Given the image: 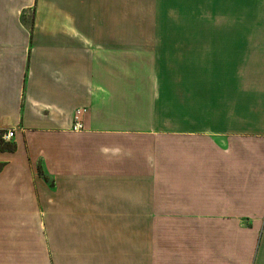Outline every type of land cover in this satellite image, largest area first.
Here are the masks:
<instances>
[{
	"label": "crops",
	"instance_id": "0c3cea01",
	"mask_svg": "<svg viewBox=\"0 0 264 264\" xmlns=\"http://www.w3.org/2000/svg\"><path fill=\"white\" fill-rule=\"evenodd\" d=\"M6 130L0 264H264V0H0Z\"/></svg>",
	"mask_w": 264,
	"mask_h": 264
},
{
	"label": "rangeland",
	"instance_id": "374dc122",
	"mask_svg": "<svg viewBox=\"0 0 264 264\" xmlns=\"http://www.w3.org/2000/svg\"><path fill=\"white\" fill-rule=\"evenodd\" d=\"M174 0H152V2H156V3H168ZM184 17L182 18L183 20V26L181 31L183 32H190L191 30V26H190V18L192 17V5L189 4H184V13H183ZM178 31H180V29L178 28Z\"/></svg>",
	"mask_w": 264,
	"mask_h": 264
},
{
	"label": "built area",
	"instance_id": "2783aa9c",
	"mask_svg": "<svg viewBox=\"0 0 264 264\" xmlns=\"http://www.w3.org/2000/svg\"><path fill=\"white\" fill-rule=\"evenodd\" d=\"M83 111L84 109L83 110L78 109L76 111V115L74 116V125H73L74 130H82L84 127L80 120V115L82 114ZM13 135H14L13 130H6L5 132L2 133V139L5 141H11Z\"/></svg>",
	"mask_w": 264,
	"mask_h": 264
},
{
	"label": "trees",
	"instance_id": "16d2710c",
	"mask_svg": "<svg viewBox=\"0 0 264 264\" xmlns=\"http://www.w3.org/2000/svg\"><path fill=\"white\" fill-rule=\"evenodd\" d=\"M2 133L0 131V150L2 152L8 151V152H12L15 150V148L17 147V145L12 142V141H5L2 139ZM4 166V164H0V171L2 169V167Z\"/></svg>",
	"mask_w": 264,
	"mask_h": 264
}]
</instances>
